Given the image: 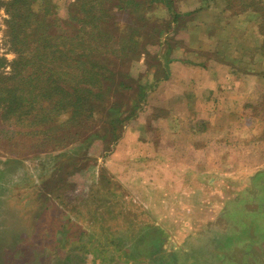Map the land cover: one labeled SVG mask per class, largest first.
I'll use <instances>...</instances> for the list:
<instances>
[{
	"label": "rangeland",
	"instance_id": "1",
	"mask_svg": "<svg viewBox=\"0 0 264 264\" xmlns=\"http://www.w3.org/2000/svg\"><path fill=\"white\" fill-rule=\"evenodd\" d=\"M73 2L56 0L61 19L68 18L69 7ZM217 3L209 1L203 12L199 13L203 28L196 22L190 24L192 29H189L187 37L191 35L192 49L200 52L199 44L206 35L204 30L221 14L224 6L221 2ZM199 6V0L178 2L181 12ZM7 18L2 9L0 74L9 72L10 64L15 59L6 41ZM145 71L146 64L142 57L140 63L134 64L132 72L137 77L145 74ZM147 76L151 78L152 71ZM164 76L161 83L169 79V68ZM164 91V97L168 99L167 91ZM156 93L151 95L152 99L143 106L139 116L127 124L121 140L113 145V150L106 157L104 142L95 139L86 151H78V158H84L85 161H78L77 174L64 176V171L68 170L66 168L59 175L65 181L47 188L45 185L56 182L59 177L56 176V169L61 162L55 157L63 151H49L50 147L26 135L28 126H16V118H5L0 114V264H185L189 261H195L189 264H235L241 258L243 260L244 254L238 257L240 252L234 255V250L227 254V259L213 254L212 248L210 251H192L189 244L185 245V238L189 240L190 235L154 234L155 226L153 229L148 228L147 224L153 225L148 213L150 209H147L149 202L139 198L144 196L142 193L152 192L153 187L154 152L147 147L158 142V136L167 131L168 125L157 120L158 113L153 104H157L158 99L162 101V95L158 97ZM256 96L257 99L252 100L255 104L250 103L244 108L247 120L250 118L244 127L247 130L248 125L256 124L259 135L257 141L250 144L254 152L249 156L251 161L256 160L259 165L264 163V95ZM188 123L185 127L188 130L199 128L198 121ZM246 138L241 143L243 150L248 144ZM213 141L210 136L209 145ZM229 141L231 138L226 143ZM118 145L121 147L116 153ZM248 150L242 155L246 160H250ZM73 153L69 158L71 161ZM259 198L264 200V192ZM255 216L253 221H260L261 226L264 225V219L260 220L257 214ZM259 232H262L261 228L256 231L258 238L262 236ZM209 235L222 237L217 232ZM242 235H228L223 241L214 243L217 246L213 249L217 252L220 251L219 247L237 244ZM245 236L250 239L255 234L250 232ZM254 254L250 256L251 264H264V255ZM196 256L199 259L194 260Z\"/></svg>",
	"mask_w": 264,
	"mask_h": 264
},
{
	"label": "trees",
	"instance_id": "2",
	"mask_svg": "<svg viewBox=\"0 0 264 264\" xmlns=\"http://www.w3.org/2000/svg\"><path fill=\"white\" fill-rule=\"evenodd\" d=\"M179 1L74 0L63 20L56 0H0L15 54L10 71L0 74V114L28 126L26 135L49 151H63L55 157L61 162L56 176L76 175L78 161H85L78 151L95 139L104 142V157L113 150L164 80L175 50L192 48L190 24L204 27L198 15L209 1L234 15L253 11L264 30V0H199L188 13L178 10ZM164 10L168 20L156 14ZM142 57L146 71L136 77L132 70Z\"/></svg>",
	"mask_w": 264,
	"mask_h": 264
},
{
	"label": "crops",
	"instance_id": "3",
	"mask_svg": "<svg viewBox=\"0 0 264 264\" xmlns=\"http://www.w3.org/2000/svg\"><path fill=\"white\" fill-rule=\"evenodd\" d=\"M156 14L161 20L169 19L165 10ZM261 24L253 11L234 15L223 7L201 40L200 52L179 45L171 56L169 79L160 83L146 102L155 92L162 95V101L158 99L153 106L158 122L168 124L158 142L147 147L154 152L153 187L139 198L149 202L153 225L147 224L148 228L155 226L154 234L190 235L185 245L192 251L212 248L222 259L233 250L234 255L240 252L238 257L244 254L235 264H251L254 253L264 255V225L253 221L256 214L264 219V200L259 198L264 192V163L258 165L249 156L254 152L250 144L259 135L256 124L248 125L247 130L244 127L250 122L245 106L255 104L252 100L257 94L264 95ZM193 121H198L199 128L186 129ZM210 136L214 141L209 145ZM244 137L248 144L243 150ZM228 138L231 141L226 143ZM245 150L250 160L242 157ZM260 228L262 236L258 238ZM216 232L222 237L209 235ZM250 232L255 236L246 239ZM231 234L243 235L237 244L219 247L216 252V244Z\"/></svg>",
	"mask_w": 264,
	"mask_h": 264
}]
</instances>
